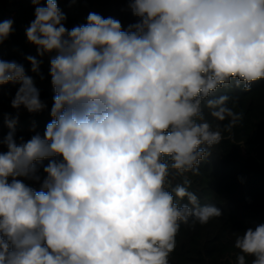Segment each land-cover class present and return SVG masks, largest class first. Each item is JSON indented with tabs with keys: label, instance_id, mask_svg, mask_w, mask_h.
I'll return each mask as SVG.
<instances>
[{
	"label": "clouds",
	"instance_id": "clouds-1",
	"mask_svg": "<svg viewBox=\"0 0 264 264\" xmlns=\"http://www.w3.org/2000/svg\"><path fill=\"white\" fill-rule=\"evenodd\" d=\"M31 2L26 37L50 56L54 96L42 135L17 138L18 117L5 119L0 264H169L181 224L222 216L186 174L199 175L242 119L213 94L264 80V0H128L137 20L126 29L95 12L68 29L57 0ZM12 31L0 21V44ZM26 59L39 74L41 61ZM9 83L19 84L12 108H47L25 67L0 59ZM206 110L228 123L213 128ZM173 172L183 177L174 187ZM234 247L236 264H264V224Z\"/></svg>",
	"mask_w": 264,
	"mask_h": 264
},
{
	"label": "trees",
	"instance_id": "trees-1",
	"mask_svg": "<svg viewBox=\"0 0 264 264\" xmlns=\"http://www.w3.org/2000/svg\"><path fill=\"white\" fill-rule=\"evenodd\" d=\"M57 3L66 15L68 29L86 23L90 12L118 19L125 29L137 20L128 10V0H57ZM41 6H46V0H41ZM34 12L31 0H0V21H13L11 35L0 44V59L25 67L47 108L39 113H29L23 107L14 109L11 101L19 84L0 86V139L9 131L5 124L8 117H18L16 136H23L25 140L34 134L33 128L42 135L51 120L54 91L49 75L50 56L37 54L36 46L27 41L23 27L26 21L35 19ZM29 55L41 61L39 74L31 71L26 59ZM222 94L231 98L229 106L242 114V119L231 132H223L224 139L213 146L211 155L201 162L199 175L186 174L191 180L188 190L198 197L201 205L214 204L220 208L222 216L194 228L181 224L169 264H236L239 254L234 247L236 236L249 227L264 224V80L254 82L250 92L222 88L213 95ZM206 118L213 128L220 125L223 129L228 123L215 120L207 115V110ZM0 147L7 150L3 145ZM169 180L173 187L183 183V177L175 172ZM252 259L246 256L247 264H251Z\"/></svg>",
	"mask_w": 264,
	"mask_h": 264
},
{
	"label": "built area",
	"instance_id": "built-area-1",
	"mask_svg": "<svg viewBox=\"0 0 264 264\" xmlns=\"http://www.w3.org/2000/svg\"><path fill=\"white\" fill-rule=\"evenodd\" d=\"M32 22V20H28L23 24V27L27 28L29 26V24ZM0 151H3L2 148L0 147ZM33 187H37V186H33Z\"/></svg>",
	"mask_w": 264,
	"mask_h": 264
}]
</instances>
